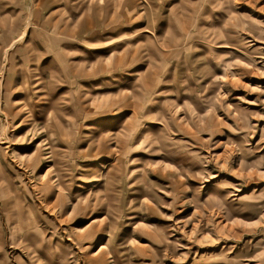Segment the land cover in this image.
<instances>
[{"label":"rangeland","instance_id":"obj_1","mask_svg":"<svg viewBox=\"0 0 264 264\" xmlns=\"http://www.w3.org/2000/svg\"><path fill=\"white\" fill-rule=\"evenodd\" d=\"M106 241L103 264H264V0H0V264Z\"/></svg>","mask_w":264,"mask_h":264},{"label":"bare ground","instance_id":"obj_2","mask_svg":"<svg viewBox=\"0 0 264 264\" xmlns=\"http://www.w3.org/2000/svg\"><path fill=\"white\" fill-rule=\"evenodd\" d=\"M122 1V0H121ZM141 1V0H140ZM27 3V2H26ZM143 9V8H142ZM37 16V15H36ZM188 17V16H187ZM216 47H222V46H225V43H216ZM258 53V52H257ZM260 53V52H259ZM152 67V66H151ZM177 69V68H176ZM148 73V72H147ZM179 75V74H178ZM147 77V76H146ZM175 77H177V76H175ZM188 77V76H187ZM144 78V77H143ZM175 80H176V78H175ZM213 81V80H212ZM159 96V95H158ZM156 99V98H155ZM153 106V105H152ZM163 108V107H162ZM171 109V108H170ZM153 110V109H152ZM172 110V109H171ZM172 113H173V111H171ZM168 115V114H167ZM163 116V115H162ZM168 117V116H167ZM170 123H168V125H169ZM17 125V124H16ZM15 125V126H16ZM145 127V126H144ZM116 137H118V136H116ZM51 141V140H50ZM48 144V143H47ZM49 145V144H48ZM48 147L49 146H47L46 148L48 149ZM35 152V151H34ZM33 152V153H34ZM47 154L44 156V157H47V161H49V156H51V150L50 151H47L46 152ZM16 155V154H15ZM20 156V155H19ZM15 157V156H14ZM29 158V163H33V162H35L36 160H38V158H39V156L35 153V154H32L31 156H28ZM119 157V156H118ZM117 157V158H118ZM27 159V158H26ZM28 161V160H27ZM184 161V160H183ZM186 162H187V158H186V160H185ZM23 162V161H22ZM193 162V161H192ZM29 163H26L25 164V167H27V166H29ZM118 164H119V161L117 162V166H118ZM189 164V163H188ZM193 164H195V163H193ZM24 165V164H23ZM4 166H5V164H4ZM187 166V165H186ZM189 166H190V164H189ZM199 166V165H198ZM197 166V167H198ZM115 167V166H114ZM119 167V166H118ZM172 167V166H171ZM201 167V166H200ZM188 168V167H187ZM50 169V168H49ZM114 169V168H113ZM119 169V168H118ZM120 169H122L121 167H120ZM183 170V169H182ZM181 170V171H182ZM189 170V169H188ZM49 171V170H48ZM120 171V170H119ZM171 171H172V169H171ZM170 171V172H171ZM175 171V170H174ZM173 171V172H174ZM114 172V171H113ZM112 172V173H113ZM115 172H117V171H115ZM121 172V171H120ZM176 172V171H175ZM184 172V171H183ZM198 173V172H197ZM196 173V174H197ZM47 174H49V173H47V171L43 174V177L42 178H40L41 180H39V181H41L40 182V184H37L38 186H35V187H37L36 188V191H38L39 193L40 192H43V194H44V196H48L49 195V193L51 192V190H52V186H57V187H59L62 183H61V181H60V178H61V175H60V173H56V174H54V175H47ZM114 174V173H113ZM116 174V173H115ZM173 174V173H172ZM24 175V174H23ZM199 175H200V173H199ZM119 176V175H118ZM168 176V175H167ZM178 176V175H177ZM115 177V176H114ZM168 178V177H167ZM172 178V177H171ZM174 178V177H173ZM112 179V178H111ZM55 181V182H54ZM54 182V183H53ZM170 182V181H169ZM16 196V195H15ZM7 197V196H6ZM3 198V197H2ZM5 198V197H4ZM3 202V203H2ZM1 203L2 204H4L5 206L6 205H8V203L10 202V198H8V200L7 201H2ZM8 212V211H7ZM8 216H10V214H8ZM8 216H7V218H8ZM97 221V218H95V219H92L91 221H90V223L88 224L89 226H91V225H93L92 223H95ZM108 223V222H107ZM99 230H104V227H100V226H93V227H91V228H88V229H86L85 231H83L84 233L81 235V237H80V239H79V241H83L84 243H85V241L86 242H88L87 241V239H89L90 237H92V235L96 232V231H99ZM113 235V234H112ZM29 237H26V241L28 240L29 241ZM109 239V238H108ZM107 239V240H108ZM31 240V239H30ZM108 245V242L106 241L105 242V244H101L100 245V247L97 249V251L94 253V256H92L91 258L92 259H94V260H98L100 263H102L103 264V262L105 263L106 262V259H105V256L108 254V253H111V251H112V249H111V247L110 246H107ZM32 249V248H31ZM30 249V250H31ZM27 250V249H26ZM26 252H28V251H26ZM27 255V254H26ZM93 262H95V261H93Z\"/></svg>","mask_w":264,"mask_h":264}]
</instances>
